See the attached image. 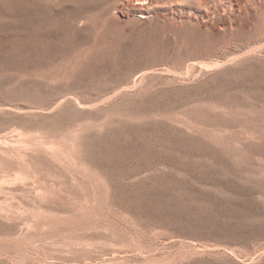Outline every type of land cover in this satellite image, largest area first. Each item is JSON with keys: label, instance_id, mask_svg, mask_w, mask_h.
<instances>
[{"label": "rangeland", "instance_id": "rangeland-1", "mask_svg": "<svg viewBox=\"0 0 264 264\" xmlns=\"http://www.w3.org/2000/svg\"><path fill=\"white\" fill-rule=\"evenodd\" d=\"M0 264H264V0H0Z\"/></svg>", "mask_w": 264, "mask_h": 264}, {"label": "bare ground", "instance_id": "bare-ground-1", "mask_svg": "<svg viewBox=\"0 0 264 264\" xmlns=\"http://www.w3.org/2000/svg\"><path fill=\"white\" fill-rule=\"evenodd\" d=\"M147 2V1H146Z\"/></svg>", "mask_w": 264, "mask_h": 264}]
</instances>
